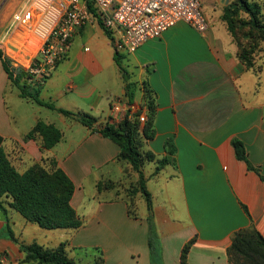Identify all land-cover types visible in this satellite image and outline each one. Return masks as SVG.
<instances>
[{
	"label": "crops",
	"instance_id": "1",
	"mask_svg": "<svg viewBox=\"0 0 264 264\" xmlns=\"http://www.w3.org/2000/svg\"><path fill=\"white\" fill-rule=\"evenodd\" d=\"M33 1L5 0L0 8V51L13 69L23 71L31 61L16 15ZM250 1L264 11V0ZM232 2L201 0L209 23L205 32L180 22L132 54H117L96 21L78 30L38 95L58 109L93 117L91 127L22 98L0 59V148L21 174L35 165L49 170L55 163L62 169L74 183L71 203L83 222L79 229L45 230L24 218L18 230L11 200L5 199L0 259L37 264L24 263L21 244L55 249L66 243L69 258L78 264H94L100 257L104 264H181L184 247L194 241L188 264H229L236 232L254 227L264 237V43L254 68H248L223 20ZM23 78L21 86L36 93ZM151 102L155 136L143 142V151L155 157L143 167L153 199L150 219L147 201L137 192L138 173L119 159V146L100 130L146 115L139 121L143 131ZM25 104L37 107L31 111ZM39 121L63 133L50 150L43 149L39 135L27 138ZM236 139L258 171L238 159ZM170 149L176 163L155 174Z\"/></svg>",
	"mask_w": 264,
	"mask_h": 264
},
{
	"label": "trees",
	"instance_id": "2",
	"mask_svg": "<svg viewBox=\"0 0 264 264\" xmlns=\"http://www.w3.org/2000/svg\"><path fill=\"white\" fill-rule=\"evenodd\" d=\"M89 8L97 17L93 5ZM223 20L226 22L230 33L237 42L240 59L248 68H254L255 56L264 43V11L259 3L250 0H235L224 11ZM100 26L103 27L99 21ZM107 32V31H106ZM109 35V34H108ZM119 61L118 55L116 54ZM0 59L10 79L20 88L21 97L31 99L36 103L72 117L87 127L93 126L95 119L83 112H70L58 109L54 105L44 103L39 99L38 89L36 93L28 91L26 85L21 86V78L25 76L22 70L13 69L10 60L0 51ZM130 97H133L131 86ZM150 117L143 131L139 127V119L126 118L119 124H107L100 133L115 142L119 148V159L128 161L139 175V188L148 205L150 219L153 215V199L147 189V179L143 172L146 162L154 161L151 153L143 151L144 140H152L155 136L153 118L155 109L153 102L149 103ZM39 135L43 141V149L54 148L62 139L63 133L54 125H48L39 121L27 138ZM233 146L239 160L245 161L249 168L256 170L248 159V153L244 143L234 140ZM175 150H169V156L159 162L155 174L168 164H175L173 158ZM258 171V170H256ZM75 186L68 175L55 163L51 169L41 165H35L27 172L21 174L10 161L3 148H0V210L7 215L4 205L5 199L11 200L9 206L17 211L28 222L37 224L45 230L79 229L82 219L72 206ZM9 237L15 240L10 227H7ZM153 232V231H152ZM194 241L188 243L181 254V264H188V255ZM21 251L26 257L24 263L35 262L37 264H78L70 259L67 253V244L63 243L55 249L45 248L37 243L31 245L21 244ZM229 264H264V237L254 227L242 229L236 232L232 244L227 251ZM94 264H104L102 257Z\"/></svg>",
	"mask_w": 264,
	"mask_h": 264
},
{
	"label": "built area",
	"instance_id": "3",
	"mask_svg": "<svg viewBox=\"0 0 264 264\" xmlns=\"http://www.w3.org/2000/svg\"><path fill=\"white\" fill-rule=\"evenodd\" d=\"M16 21L25 29L20 42L32 50L23 70L31 88L45 84L67 56L77 31L93 21L102 23L117 54L135 53L180 22L200 32L209 27L201 0H34L30 9L16 15ZM138 119L145 122L146 115ZM7 261L1 257L0 264Z\"/></svg>",
	"mask_w": 264,
	"mask_h": 264
},
{
	"label": "rangeland",
	"instance_id": "4",
	"mask_svg": "<svg viewBox=\"0 0 264 264\" xmlns=\"http://www.w3.org/2000/svg\"><path fill=\"white\" fill-rule=\"evenodd\" d=\"M235 1V0H234ZM4 3H5V0H0V8L4 5ZM233 3V2H232ZM231 4V3H230ZM237 43V42H236ZM238 45V44H237ZM239 48V47H238ZM259 53H257V55H258ZM25 105H29L28 106V109H30L31 110V107H37L35 104H25ZM32 111V110H31ZM151 167H152V163H150V164H147L146 165V170L148 171V172H151ZM141 199V198H140ZM144 201H146L145 200V197H144ZM140 210H141V208H140V206H138V209H137V213L136 214H138V216H140ZM15 215H16V220H18V222H17V225H18V230H19V226H20V223H19V221H24V218L18 213V212H16L15 211ZM34 226L35 227H37V229H40L39 227H38V225L37 224H34ZM87 230V229H86ZM85 230V231H86ZM154 255H156V251H154Z\"/></svg>",
	"mask_w": 264,
	"mask_h": 264
}]
</instances>
